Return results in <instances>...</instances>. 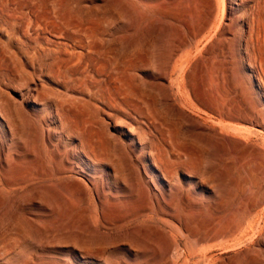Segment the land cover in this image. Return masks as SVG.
Instances as JSON below:
<instances>
[{"label": "rangeland", "instance_id": "374dc122", "mask_svg": "<svg viewBox=\"0 0 264 264\" xmlns=\"http://www.w3.org/2000/svg\"><path fill=\"white\" fill-rule=\"evenodd\" d=\"M163 1L0 0V264H166L169 244L171 263H264V218L255 232L238 211L245 204L234 182L244 161L229 164L224 155L228 137L239 151L264 153V72L246 42V22L264 14V0H243L231 11L230 0H213L219 29L178 66L168 52L179 31L170 28ZM209 56L211 72L222 68L215 88L200 81L201 60ZM203 100L235 119L212 113ZM90 137L103 143L101 160L83 152ZM162 149L188 153L191 171L179 177L194 201L175 194L171 214L144 225L106 219L105 210L132 211L138 195L149 193L151 155L162 157ZM36 157L50 178L72 175L86 193L31 194L6 182L13 177L8 165L31 166ZM99 195L118 208H102ZM216 215L245 223L232 237L202 242L214 227H230L213 225ZM123 237L138 251L129 252Z\"/></svg>", "mask_w": 264, "mask_h": 264}, {"label": "bare ground", "instance_id": "6f19581e", "mask_svg": "<svg viewBox=\"0 0 264 264\" xmlns=\"http://www.w3.org/2000/svg\"><path fill=\"white\" fill-rule=\"evenodd\" d=\"M241 1H243V0H230V4H229L230 6L228 5L230 11L233 10L234 7L239 6V4H241ZM163 2L168 3L167 16H168V18H170V20L173 21L172 23L169 24L170 28L173 24L174 28H176L179 31V35L173 40L172 48L168 52V61H169V63H173L174 65H177V66L178 65H187L190 61V57L192 55L191 52H192L193 48L197 52L201 51L202 49L200 48V46L202 44V41L204 39L208 38L212 31H215V30L219 29V27H220V24L217 23L218 17H217V15H215L214 2H213V0H170L169 2L164 0ZM220 7H221V5H220ZM220 10H221V8H220ZM227 15H229V14H227ZM258 15H259V13H258ZM246 23L248 25V39L246 40V42L248 43V45H251V49L253 52L252 54H250L249 58H251L254 63L259 64L260 68L264 72V14L259 15V17L257 19L254 16V17H252L251 20L249 19ZM183 29H186L188 33L187 34L182 33L181 31ZM158 31H161V28H158L156 32L158 33ZM210 53H211V51H210ZM93 59H95V58H93ZM214 64H215L214 56L213 57L209 56V57L201 60L200 71H199L200 72V81H202L201 80L202 79L201 76H202L203 77V85L205 88L214 87V81L219 77V74L221 73L222 68H219L218 70H216L214 72H211V68ZM168 68H169V66H168ZM200 85H202V84H200ZM221 86H223V85L221 84ZM192 88H194V87L192 86ZM198 88H200V87H198ZM166 89H169V88L166 87ZM195 90H196V88H194V91ZM197 90H198V92L201 91L200 89H197ZM203 90H206V89H203ZM210 92L215 93L214 90L213 91L211 90ZM261 93H259V94H261ZM171 95L172 94H170V97H171ZM194 95H195V93H194ZM210 96L211 95H209L208 97H210ZM202 97L204 98L203 95H202ZM204 99L207 100L206 97ZM204 101L205 100L202 101L203 107L205 106L207 108V110L211 111L212 113L218 115L221 118H227L229 120L235 119L236 115L234 113L224 112L218 105L216 106V105H213L211 103H207L206 101H205L206 103H204ZM245 123H247V122H245ZM254 124H255V122H254ZM80 130H79V132H80ZM128 131L130 133H133L134 129L131 127H128ZM84 132L85 131H81L80 134L82 133V135L84 136ZM262 132H263V130H262ZM85 135H86V133H85ZM84 137L87 138L86 136H84ZM227 140H228L227 144L224 146V148H225L224 149L225 150L224 155L227 156L225 158L227 160V162L230 164V163H232L233 160H235L237 158L240 162L244 161V163L242 165L244 168L242 170L243 174H241L240 175L241 177L238 180H235V182H234L236 187L239 188V190H240V195H241V198L239 199L241 201L240 204H245L243 209L242 208L240 209V206H239L240 210H238V211H242V212L246 213V221L245 222H246L247 226H250V228L248 230H250V229L254 230L256 227L255 225H256L258 219L260 217L264 218V153L262 152L263 149L262 150H260V149L256 150L254 148L256 150L255 153H252L247 149H243V150L239 151L238 146L235 143H233V140L231 138L228 137ZM99 141L100 140L98 138H95V137H90L87 140L83 141V152L85 153L88 160H90L92 162L101 160L104 157V155H106L105 152L102 150V148H100L101 145L99 146L97 144ZM101 142H99V143H101ZM102 146H103V143H102ZM258 147H260V146H258ZM161 151H163V149ZM187 155H188V153H186V152L171 151L168 149H164V151L161 152L162 157H159L156 154H152L151 155L152 156V168L154 171V176L152 178V185H151L149 193L148 194L140 193L138 195L137 198H138V201L140 203L132 211L121 212L118 215L110 216L109 213H106L107 211L105 210L106 212L104 211V217L106 219L107 218L108 219L113 218V220L128 219V220H126L127 225H129V223H131V222H136V221H140V223H141L140 225H144L146 223H149L148 221L150 219L155 218L158 213L165 214V215L171 214L170 211H171V209L174 208V204H175L174 199H172V198L175 196V194H178L184 200H186V198H188L190 200V202L194 201L192 199V197L190 196V191L186 190L184 188V186L180 183L181 181H180V177H179L180 172L191 171L190 170L191 165L188 162L190 157ZM186 157H188V159H186ZM38 160L39 159L36 157L35 160L32 161L31 166H23V165H20L18 163L8 165L7 171L9 173L10 172L13 173V177L8 178V179L6 178V182L12 186L18 185L19 186L18 189H20L21 191H27L31 194H33V193H35V194L43 193L44 194V193H49V192H64V191L72 192L75 189H77L74 187V185L72 183V181L75 180V178L72 175H66L63 178H61L60 175L50 178L49 176L52 175L51 170L48 168H45L42 165H39ZM253 160L256 161L255 169H252L250 166V163H252ZM192 166H194V165L192 164ZM150 167H151V165H150ZM67 171L68 170L66 168H59L57 173L63 174V173H66ZM46 179H48L47 180L48 182H46ZM212 180L218 181V179L216 177H212ZM208 187H209V185H208ZM151 190H154L156 193L155 194L151 193L152 192ZM78 191L83 193V194L86 193L84 188H81ZM248 191L253 192V193L256 192V194L251 197L248 194ZM102 192H104V191H102ZM104 194H105V192H104ZM102 197H104V196L99 195L100 204H101L102 208L104 205H107V204H109L113 208L114 207L118 208L117 204L110 203L107 200H103ZM184 204H188V203L185 202ZM213 204H216V203H213ZM155 206H157L159 208L158 211L155 210ZM105 208H106V206H105ZM173 215L174 214H172L171 216H173ZM181 216H182V214H181ZM226 216H228V215H226ZM226 216H223V217L219 216V215L214 216V219L212 220V224L215 226H230V227H228L226 229H224V228L220 229L221 227L220 228L214 227L213 230L210 229V230H212L211 232L204 233V235L201 236L202 242L203 241L204 242L205 241H212V240L217 239L221 236H225V237L228 236L229 237V236L235 234L238 230L241 229V227L244 226L245 222L244 223H238V222L233 223V219L235 217H228L227 218ZM157 217H156V219H157ZM208 218H210V217L208 216ZM156 219H155V221H156ZM175 219H176V217H175ZM260 219H262V218H260ZM179 221H180V218H179ZM201 223H204V222L202 221ZM155 224H157V222ZM198 224H200V223H198ZM198 231H200V230H198ZM254 231L257 232L256 230H254ZM196 233H197V231H196ZM123 238L128 243V246H129L128 251L129 252H132V251L137 252L138 251L137 247H139V244L134 239H129L126 237H123ZM83 240H85V239H83ZM87 240H89V239L87 238L85 242H88ZM201 244H204V243H201ZM238 244H240V243H238ZM201 248L205 249L203 246H201ZM201 248L199 247V249H201ZM171 250H172V245L169 244L168 247L166 248V251H165L166 255H164L166 258V264H176L177 263V261H173V263H171V259L168 258V254L171 252ZM253 252H254V250H253ZM259 252H261V251H259ZM212 257L213 256H211L210 258H212ZM193 258H194V255H193ZM196 259L197 260L195 263L199 264L201 260L198 258H196ZM202 261H203V259H202Z\"/></svg>", "mask_w": 264, "mask_h": 264}]
</instances>
